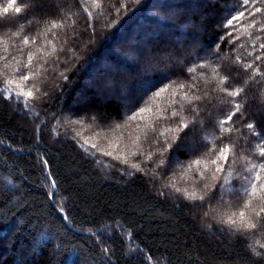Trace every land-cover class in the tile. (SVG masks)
<instances>
[{
	"label": "trees",
	"instance_id": "1",
	"mask_svg": "<svg viewBox=\"0 0 264 264\" xmlns=\"http://www.w3.org/2000/svg\"><path fill=\"white\" fill-rule=\"evenodd\" d=\"M10 2L0 0V264H260L258 198L230 191L212 199L216 152L201 149L200 165L186 147L177 152L192 138L184 140L188 130L178 132L170 112L190 130L195 95L184 77H200L203 89L227 87L212 69H239L245 119L231 133L236 155L225 176L236 186L241 172L256 182L257 136L243 125L264 124V59L256 60L264 57V0H250L238 29L223 21L240 0H50L43 12L17 0L19 14ZM127 41L142 46H120ZM197 57L204 68L189 64ZM104 62L115 71L100 70ZM165 73L180 78L160 91L153 86ZM94 78L108 94L96 97ZM222 99L215 118L230 107L232 98ZM207 142L220 144L212 134ZM173 154L180 163L169 171ZM248 223L255 227L240 230Z\"/></svg>",
	"mask_w": 264,
	"mask_h": 264
},
{
	"label": "snow or ice",
	"instance_id": "2",
	"mask_svg": "<svg viewBox=\"0 0 264 264\" xmlns=\"http://www.w3.org/2000/svg\"><path fill=\"white\" fill-rule=\"evenodd\" d=\"M50 0H31L32 7L28 9L29 11H32L33 9L36 12H43L44 9L48 6ZM77 3H81V0H77ZM17 4V0H11V2L8 5V8H13ZM8 8H5L4 11L7 12ZM250 8V0H240V6L237 8L231 15L230 18L223 21V24L225 27H228L230 29H238L239 25L237 23H234L236 21H240L245 17L246 11H248ZM14 10L17 14L21 13L22 9L21 7L15 6ZM261 9L256 8L255 12H260ZM251 14V13H250ZM89 15H91L89 13ZM232 32L229 31L226 33V35H231ZM24 44H28L29 40L27 37L23 40ZM260 49H264V43L259 45ZM176 56L179 57L181 54L180 49L177 48L175 52ZM31 55L28 56L29 63L31 62ZM264 59V57L257 56L256 60ZM200 58L197 57L193 61H189V64L195 63L197 67L204 68V65L199 62ZM252 65L249 64V67ZM195 69L192 67L187 68V72L189 74L193 73ZM212 72L215 76H219L220 79L216 82L217 85H224L227 84V87H212L203 89L199 87V80L200 77H194L192 75H186L184 79L186 80V83L188 85V91L192 92L195 95L194 101H189V104L191 107L188 108L189 115L193 117L192 119V127L189 130V123L186 122V117H182L178 115V110H172L170 112V117L172 120L176 122V130L178 132L182 130H188L184 136V140L189 141V137L192 139L189 141L188 144H180L177 146L176 151L179 152L181 148H187L188 152L193 157L194 163L196 165H200L201 161L200 159H195L196 155L198 153H201V149L205 150L203 155L210 154L211 152H216V155L211 159L210 163L212 165L211 168V177L213 180L218 179V183L220 185L219 189L216 191L215 196L212 197V199H215L219 197L221 200H223V197L228 194V192L232 191L235 193H242L247 192V194L250 197H257L259 203L258 210L255 212V215L259 216L261 219H264V216L261 214H264V196H260L259 193L264 192V183H259L261 180V177L259 175V172L264 171V124L260 126V131H257V126L253 122H246L243 127H246L250 130L251 135L257 136V141L255 144L256 149L258 150V157L262 158L259 160L258 163H253L251 165L252 169H258L256 175H255V181L252 182L248 179L246 175L241 172L238 179L242 182L241 186L232 185L231 182L227 179L225 176V167L224 165H230L231 160L229 157V153L233 152L235 157V144L231 140V133L233 131L240 132V129L236 128V123H239L241 120L245 119V113L242 109V100H237L236 97L241 96V92L243 91V86L237 87V84H239V81L237 80V77L240 75L239 69H232L229 70L227 66H222L221 69H212ZM180 78L176 74L169 75L165 73L160 83L153 86L155 88H159L160 91H167V87L165 85L166 81H171L173 78ZM23 80H28V75L22 74ZM232 80L234 83L228 84V81ZM9 83H11L9 81ZM181 87H184V84L180 85ZM153 87H150L148 89V92L153 91ZM160 91L156 92V95L160 94ZM217 92L221 94V96H217ZM21 95H27L29 97L32 96V93L29 91L27 93L21 92ZM147 95V93H145ZM187 95V92H186ZM223 96L231 97L232 99L228 100L229 109L226 112H223V115L219 118L213 117V112L219 104L223 103ZM199 101V103H197ZM141 103H143V98H141L140 101L137 102V106H139ZM145 109L141 108V112H143ZM223 111V110H222ZM237 113H239V116H237ZM233 117H236V121H233ZM133 119L136 117L133 116ZM167 118V117H165ZM228 127H225V126ZM227 133L229 135V140L225 142L224 140V134ZM215 135L216 139L220 141L219 145H212L210 146L208 144V137L209 135ZM105 155H111V153H105ZM46 163V161H45ZM180 160L179 157H177L175 154H173L172 157V164H169L168 170L174 171V164H179ZM244 171H249L247 169V166L245 165ZM201 178H204V172H201ZM247 181L248 184H250V189L247 187H243V182ZM53 186H55V181L52 182ZM227 185V187H226ZM204 189L208 188V185L205 184ZM179 191V189H176ZM201 201H203V197H201ZM210 202V201H209ZM247 206H251V202H248ZM240 217H244L245 213L241 211L239 213ZM231 223L235 224L236 221L232 220ZM255 225L252 223H248L246 226L242 225L240 230H247L250 228H254ZM260 264H264V257L261 258Z\"/></svg>",
	"mask_w": 264,
	"mask_h": 264
},
{
	"label": "rangeland",
	"instance_id": "3",
	"mask_svg": "<svg viewBox=\"0 0 264 264\" xmlns=\"http://www.w3.org/2000/svg\"><path fill=\"white\" fill-rule=\"evenodd\" d=\"M167 30V29H166ZM168 31H166L165 33H167ZM164 33V34H165ZM165 35H169V33H167V34H165ZM146 38H148V35H147V33H145V34H143L142 35V38L141 39H146ZM166 39L168 38V36H166L165 37ZM140 45L141 44H136V45H134L133 44V42H129V41H127L126 43H124V45H120V46H125V47H129V46H132V48H134V47H138V48H140ZM142 46V45H141ZM140 63V60L139 59H135L134 61H132V62H130V66H134V65H138ZM105 65V66H104ZM101 68L102 69H100V70H105V72H107L106 74H108V72H110V73H113V71H115V70H113L112 68V66H106V64H105V62L104 63H101ZM108 69L110 70V71H108ZM126 70H125V68L123 69V71L121 70V71H118V72H120V73H116V74H122V73H124ZM98 73V72H97ZM97 75V74H96ZM98 76V75H97ZM96 76V77H97ZM95 80H94V85H92L93 86V89H94V91L97 93L96 94V97H99L102 93V95H106V94H108L107 93V91H106V89H104V87H102L101 86V84L102 83H99L97 80H96V78H94ZM96 81V82H95ZM96 84V85H95ZM115 92H112L111 93V97H113V98H116V94L117 93H119V91L118 90H114ZM83 95L84 94H81V95H79L78 97H77V100H79V101H81V100H84V98H83Z\"/></svg>",
	"mask_w": 264,
	"mask_h": 264
}]
</instances>
